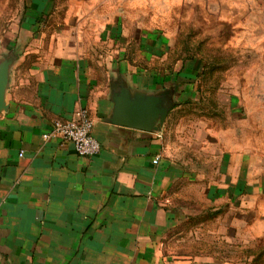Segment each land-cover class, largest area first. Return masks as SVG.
<instances>
[{
	"label": "crops",
	"instance_id": "crops-1",
	"mask_svg": "<svg viewBox=\"0 0 264 264\" xmlns=\"http://www.w3.org/2000/svg\"><path fill=\"white\" fill-rule=\"evenodd\" d=\"M178 1L39 0L37 15L14 16L0 29V55L13 57L0 110V264H242L168 250L180 217L198 214L183 213L182 201L194 197L187 186L198 183L207 199L231 203L234 235L244 214L262 211L264 196L260 108L250 114L249 144L236 127L207 128L189 105L197 99L194 64L163 62L174 38L163 25ZM249 2L264 8V0ZM51 4L64 15H47ZM124 83L133 91L169 89L159 129L110 120L113 93ZM83 106L94 118L98 153L43 137L55 118H74ZM211 153L220 168L214 181L207 180Z\"/></svg>",
	"mask_w": 264,
	"mask_h": 264
},
{
	"label": "rangeland",
	"instance_id": "rangeland-1",
	"mask_svg": "<svg viewBox=\"0 0 264 264\" xmlns=\"http://www.w3.org/2000/svg\"><path fill=\"white\" fill-rule=\"evenodd\" d=\"M232 1L235 0H179L173 5L163 29L172 32L174 38L163 62L167 67L194 64L197 99L189 102L191 109L195 107L196 115H204L203 121H209L207 128L236 127L246 131L249 144L253 124L250 114L259 107L264 117V100L257 99L264 97V8L241 0L242 7L236 9L229 4ZM38 3L39 0H0V29H9L14 16L37 15ZM46 10L47 15H64V9L52 4ZM253 16L257 18L251 21ZM3 57L0 55V59ZM133 58L146 62V57ZM258 133L259 144H264V127H259ZM211 154L208 181L217 180L220 175L218 161ZM259 154L264 156V151ZM198 187V183L187 186L194 197L182 201L187 207L183 213L188 210L198 214L180 217L181 221L170 232L168 250L212 252L242 264H264V234L259 235L264 228V217L259 218L264 216V196L259 198L262 211L257 207L256 215L244 214L241 231L234 235L230 219L236 211L231 203L207 199Z\"/></svg>",
	"mask_w": 264,
	"mask_h": 264
},
{
	"label": "water",
	"instance_id": "water-1",
	"mask_svg": "<svg viewBox=\"0 0 264 264\" xmlns=\"http://www.w3.org/2000/svg\"><path fill=\"white\" fill-rule=\"evenodd\" d=\"M12 59L11 55L0 59V110L7 106L5 93ZM168 92L169 89L157 93L133 91L124 83L113 93L115 105L110 120L140 129L157 130L164 124L169 112Z\"/></svg>",
	"mask_w": 264,
	"mask_h": 264
},
{
	"label": "built area",
	"instance_id": "built-area-1",
	"mask_svg": "<svg viewBox=\"0 0 264 264\" xmlns=\"http://www.w3.org/2000/svg\"><path fill=\"white\" fill-rule=\"evenodd\" d=\"M93 128L94 118L90 110L83 106L76 111L74 118H55L51 128L43 133V137H58L70 141L77 153L93 155L101 149L100 141L94 135Z\"/></svg>",
	"mask_w": 264,
	"mask_h": 264
}]
</instances>
